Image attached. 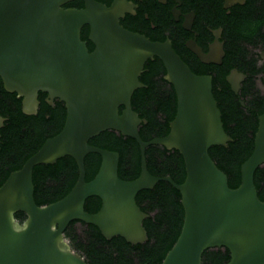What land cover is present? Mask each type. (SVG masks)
Masks as SVG:
<instances>
[{
    "label": "water",
    "instance_id": "obj_1",
    "mask_svg": "<svg viewBox=\"0 0 264 264\" xmlns=\"http://www.w3.org/2000/svg\"><path fill=\"white\" fill-rule=\"evenodd\" d=\"M73 1L0 0L4 91L21 100L26 116L36 115L39 93L65 108L61 131L46 139L0 187V264H87L64 238L72 222L94 226L107 241L120 237L131 245L145 243L142 223L148 215L135 198L158 182L168 183L179 193L184 214L179 236L161 264H202V254L218 248L229 252L227 264H264V202L253 183L255 171L264 165V112L257 118L252 153L240 166V185L230 189L227 177L208 155L211 147L231 142L223 130L211 77L192 73L170 41L152 42L123 28L120 20L134 15L133 5L126 0H113L109 6L82 0L81 9L64 8ZM85 26L91 52L80 37ZM184 29L189 30L188 23ZM187 48L203 64L221 63L218 38L208 54L194 42ZM154 58L163 65V80L173 88L176 112L165 137L144 142L138 130L146 121L132 110L131 97L145 88L139 77L145 63ZM241 79L236 71L226 77L234 94ZM4 121L0 116V129ZM106 131L137 143L140 173L135 180L119 179L118 153L88 144ZM149 146L180 154L185 168L182 184L148 173L145 150ZM89 154L98 155L100 164L86 182L84 159ZM65 157L76 164L75 184L61 200L38 207L33 169ZM91 197L101 202L94 214L84 211ZM16 213L25 215L22 224L16 221Z\"/></svg>",
    "mask_w": 264,
    "mask_h": 264
},
{
    "label": "trees",
    "instance_id": "obj_2",
    "mask_svg": "<svg viewBox=\"0 0 264 264\" xmlns=\"http://www.w3.org/2000/svg\"><path fill=\"white\" fill-rule=\"evenodd\" d=\"M109 6L111 0H95ZM82 0H75L64 8L81 9ZM132 16L120 24H131ZM131 31V30H130ZM88 28L81 30V40L87 43L88 51L93 45L87 41ZM155 41V40H152ZM163 41V38L158 40ZM174 51L188 65L195 75L212 76V94L221 113V122L225 134L231 139L225 147L213 146L208 155L215 166L227 177L228 187L236 189L240 185V166L248 159L253 150L257 118L264 112V98L249 94L250 99L243 108L225 82L228 69L202 64L190 65L179 51ZM226 61L230 60L227 54ZM224 62V65L228 62ZM165 70L162 63L154 58L145 63L139 81L145 88L136 90L131 97L132 110L146 124L138 130L142 141L165 137L169 133V123L176 112V98L172 86L163 80ZM249 86L246 89H250ZM44 94L39 93L37 114L26 116L21 112V100L15 94L4 91L0 80V116L5 120L0 129V187L11 172L19 170L25 161L41 147L43 142L57 135L64 124L65 108L56 102L55 109L43 102ZM121 110V109H120ZM49 117L46 118L45 116ZM48 129H54L48 132ZM89 145L119 154L118 177L123 181L135 180L140 173V155L137 143L117 132L106 131L92 138ZM148 173L153 177H170L176 184L185 179L182 157L177 151H168L161 146H149L145 150ZM100 157L89 154L84 159L85 181L89 182L96 174ZM78 175L75 162L65 157L54 165H39L33 169L34 202L38 207L47 206L64 198L76 182ZM257 197L264 202V165L253 176ZM140 210L148 215L142 226L146 231L147 241L131 245L120 237L105 240L97 228L79 223L84 227L81 234L76 233L72 222L64 231V238L69 241L72 250L79 253L87 264H161L167 252L176 242L183 223V209L179 193L168 183L158 182L152 190L141 191L135 198ZM101 202L96 197L88 198L84 211L96 213ZM15 219L20 224L26 219L23 213H16ZM230 256L226 249L207 250L202 254V264H227Z\"/></svg>",
    "mask_w": 264,
    "mask_h": 264
},
{
    "label": "flooded vegetation",
    "instance_id": "obj_3",
    "mask_svg": "<svg viewBox=\"0 0 264 264\" xmlns=\"http://www.w3.org/2000/svg\"><path fill=\"white\" fill-rule=\"evenodd\" d=\"M126 1L133 5L134 15H130L133 18L131 24L127 25L131 32L142 35L150 41L155 40L152 42H160L158 40L162 38V42L170 41L172 49L174 46L190 65L197 62L228 69L225 82L230 72L236 71L243 76V79L236 94L231 89L230 91L243 108L250 99L247 95L248 91L249 94L264 98V0ZM112 2L113 0L110 4ZM127 16L128 14L121 19L123 23L128 21ZM187 23L189 30L184 29ZM216 38L223 51L219 65L201 63L187 48L188 43L194 42L202 53L208 54ZM227 54L230 55L229 61L225 60ZM225 61L228 63L224 65ZM210 77L212 79V76ZM227 85L229 86L228 83ZM249 86L250 89H246ZM42 98L43 102L52 109H55L56 102H59L56 99L50 102L46 94ZM53 130L48 129V132Z\"/></svg>",
    "mask_w": 264,
    "mask_h": 264
},
{
    "label": "rangeland",
    "instance_id": "obj_4",
    "mask_svg": "<svg viewBox=\"0 0 264 264\" xmlns=\"http://www.w3.org/2000/svg\"><path fill=\"white\" fill-rule=\"evenodd\" d=\"M74 228H75L76 233H78V234H81L82 231H83V229H84V227L82 225H80L79 223L78 224H75L74 225ZM67 242L69 243L68 240H67Z\"/></svg>",
    "mask_w": 264,
    "mask_h": 264
}]
</instances>
